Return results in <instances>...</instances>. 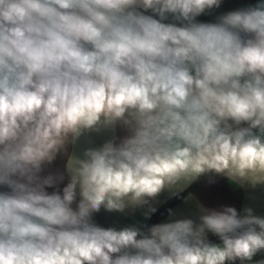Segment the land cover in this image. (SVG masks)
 Returning a JSON list of instances; mask_svg holds the SVG:
<instances>
[{"label": "clouds", "instance_id": "obj_1", "mask_svg": "<svg viewBox=\"0 0 264 264\" xmlns=\"http://www.w3.org/2000/svg\"><path fill=\"white\" fill-rule=\"evenodd\" d=\"M226 2L0 0V264H264V202L187 191L264 194V0Z\"/></svg>", "mask_w": 264, "mask_h": 264}, {"label": "crops", "instance_id": "obj_2", "mask_svg": "<svg viewBox=\"0 0 264 264\" xmlns=\"http://www.w3.org/2000/svg\"><path fill=\"white\" fill-rule=\"evenodd\" d=\"M242 2L243 0H227V2L223 5L222 10L234 8ZM62 167H63V161L58 160L56 162L55 169L59 170L62 169ZM187 191L193 193L202 202H204L206 205L209 206L218 207L221 204H227L229 206L235 205L239 209L242 204L253 202L247 199V197L250 195L255 196L254 202L257 205L264 202V194L260 192H255V193L246 192L230 184L228 181L224 179H220L218 184L216 185L207 186L204 178H201V180L193 183ZM177 205L183 207V205L179 200H176L171 207H175ZM94 219L101 226H105V227L112 226L113 224H115L116 226H120L130 222V218L128 217L116 213H107L103 209L101 210L100 213L95 215ZM132 219H140L139 213H137L135 217H132Z\"/></svg>", "mask_w": 264, "mask_h": 264}, {"label": "trees", "instance_id": "obj_3", "mask_svg": "<svg viewBox=\"0 0 264 264\" xmlns=\"http://www.w3.org/2000/svg\"><path fill=\"white\" fill-rule=\"evenodd\" d=\"M176 200H177V199H173V200L169 201L167 204H165L163 207L160 208V211L163 212V211L165 210L166 207H171V206L175 203ZM159 218H160V217H159V213H157V214H155V215L153 216V221H156V220H158Z\"/></svg>", "mask_w": 264, "mask_h": 264}]
</instances>
